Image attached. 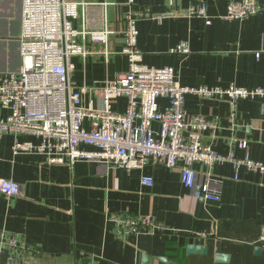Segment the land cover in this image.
Listing matches in <instances>:
<instances>
[{
  "label": "crops",
  "instance_id": "0c3cea01",
  "mask_svg": "<svg viewBox=\"0 0 264 264\" xmlns=\"http://www.w3.org/2000/svg\"><path fill=\"white\" fill-rule=\"evenodd\" d=\"M90 6L74 20L84 32L79 39L85 57H72L70 79L77 86L100 84L125 74V16L128 0H82ZM134 8L151 18L137 21V49L142 64L172 67L181 86L207 89H255L264 86L263 10L243 21H226L229 0H133ZM206 5V19L186 15L194 3ZM22 0H0V74L22 66L19 36ZM108 31L107 42H92L91 33ZM88 34V35H87ZM180 42L188 55L171 53ZM165 100H159L163 107ZM125 99L113 111H125ZM186 119H215L217 129L204 141L221 156L230 151L264 164V115L259 99L238 100L231 107L225 96L188 95ZM158 130V125H153ZM37 140L27 136L0 137V179L20 186V195L0 194V264L10 259L24 264H149L163 257L173 264H264V174L229 163L211 167L194 164L199 173L220 179V199H195L180 182L176 169L148 161L142 170L109 169L78 161L72 166L51 164L42 155L14 154L12 146ZM246 141L243 150L237 146ZM86 149L85 147H81ZM153 178L152 188L140 178ZM142 217L165 231L153 236H118L108 217ZM200 235H204L203 237ZM18 241V248L7 246ZM206 247V255H187L189 245ZM6 245V246H5ZM216 247L226 262L216 261ZM153 264H165L154 260ZM171 264V263H167Z\"/></svg>",
  "mask_w": 264,
  "mask_h": 264
},
{
  "label": "built area",
  "instance_id": "2783aa9c",
  "mask_svg": "<svg viewBox=\"0 0 264 264\" xmlns=\"http://www.w3.org/2000/svg\"><path fill=\"white\" fill-rule=\"evenodd\" d=\"M125 45L122 54L128 59L127 72L115 80L100 84H74L71 58L85 57L87 49L79 41L84 32L74 27V20L89 7L82 0H22L19 36L22 66L17 73L0 74V137L27 136L37 140L15 139L13 153L42 155L51 164L72 166L78 161L97 163L109 169L142 170L148 161L176 169L182 186L205 203L220 199V179L199 173L193 165L212 166L229 163L237 178L240 168L264 174V164L248 154L238 158L230 151L218 155L204 141L217 129L215 119L200 115L186 119L184 101L194 95L211 98L225 95L233 107L238 100L259 99L264 115V86L255 89L184 87L172 67L152 68L142 64L137 49L140 19L149 12L134 8L127 1ZM258 0H229L226 21H243L261 12ZM186 15L210 20L204 3H194ZM88 35V34H87ZM104 30L88 35L92 42H107ZM171 53L188 55L190 49L180 42ZM125 99L123 113L113 111V103ZM165 100V106L159 104ZM158 130H153V125ZM237 146L246 150L248 143ZM85 147L86 149H82ZM143 186L152 188L153 178L142 176ZM0 194L6 198L20 195V186L0 179ZM116 225L118 236L150 235L165 231L157 222L142 217H108ZM204 236V235H200ZM264 242V234L260 237ZM11 240L7 246L20 247ZM6 246V245H5Z\"/></svg>",
  "mask_w": 264,
  "mask_h": 264
},
{
  "label": "water",
  "instance_id": "95a60500",
  "mask_svg": "<svg viewBox=\"0 0 264 264\" xmlns=\"http://www.w3.org/2000/svg\"><path fill=\"white\" fill-rule=\"evenodd\" d=\"M206 252H207L206 247L198 246V245H195V244L189 245L187 247V250H186L187 255H195V254L196 255H206ZM215 258H216L217 262H226L228 260L227 256L221 255L219 253V250L217 249V247H216V256H215ZM154 260L162 262V263H165V264H167V263L173 264L172 262L168 261V259L163 258V257L150 258L148 260L149 264H153ZM7 264H24V263L22 261H19V260L10 259Z\"/></svg>",
  "mask_w": 264,
  "mask_h": 264
}]
</instances>
